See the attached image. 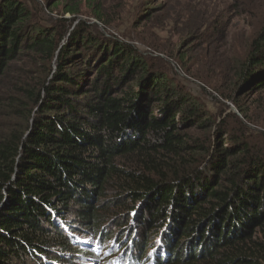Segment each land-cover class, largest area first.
<instances>
[{"label":"trees","instance_id":"obj_1","mask_svg":"<svg viewBox=\"0 0 264 264\" xmlns=\"http://www.w3.org/2000/svg\"><path fill=\"white\" fill-rule=\"evenodd\" d=\"M26 1L0 0V264H264V133L235 97L264 87V25L231 89L197 77L241 120L220 101L212 114L130 43L73 26L90 13L111 25L101 3L50 0L60 18L48 22L45 2ZM123 210L131 231L98 230Z\"/></svg>","mask_w":264,"mask_h":264},{"label":"rangeland","instance_id":"obj_2","mask_svg":"<svg viewBox=\"0 0 264 264\" xmlns=\"http://www.w3.org/2000/svg\"><path fill=\"white\" fill-rule=\"evenodd\" d=\"M38 1L42 5L44 2L46 3L42 6L43 20L51 22L52 19L60 18L57 14L58 9L54 12L48 9L50 0ZM94 1L101 3L105 17L111 25L104 27L90 13V17L87 14L78 16L73 26L77 21H88L105 36L115 37L119 41L130 43L144 58L149 60L150 65L153 63L154 68L160 69L161 74L167 77L169 82L179 84L186 93L198 96L197 99L208 106L212 114L218 113V109L221 108L214 101H220L226 106L223 114L232 113L239 119H243L236 105L221 99L213 89H210L211 87L204 86L203 88L197 77L219 87L221 91L232 88L236 58L246 49L248 41L264 25V0ZM27 4L29 5V3ZM84 12L87 11L84 10ZM63 17L70 18L72 16L66 14ZM145 42L159 50H151ZM92 49L93 47H90V51ZM164 51L173 52L179 56L183 62L181 64L185 66L190 75L176 61L166 57ZM20 65L21 63L17 64L18 67ZM134 79L138 78L135 77ZM143 80L141 79L140 82ZM133 82L135 80L130 83ZM8 83L11 86L9 81ZM1 87H4L3 82L0 83V90ZM235 97L238 99L241 111L247 112L249 117L255 121L253 124L247 123L248 130L251 133L254 132L255 135L257 131L264 133V128L259 125L264 123V87L249 84L242 90L237 89ZM231 107L237 112H232ZM232 124L234 125V123ZM187 130L190 134L202 133V130L196 127ZM255 144L262 148L264 145L263 138L257 136ZM224 146L228 147L229 144H224ZM124 203L131 205L128 200ZM128 212L132 214L134 211L130 212V208H128ZM126 213L127 211L123 210L117 216L103 221L98 230L106 229L108 232L115 233L131 231L132 219L125 221ZM66 217L68 223L75 224L69 215ZM144 218L146 219V216ZM76 227L79 230H84L80 226ZM75 235L79 238L83 236L79 233H75ZM209 247L207 246V248ZM71 254L73 253L71 252ZM73 264L77 263L73 261Z\"/></svg>","mask_w":264,"mask_h":264},{"label":"water","instance_id":"obj_3","mask_svg":"<svg viewBox=\"0 0 264 264\" xmlns=\"http://www.w3.org/2000/svg\"><path fill=\"white\" fill-rule=\"evenodd\" d=\"M232 112H237L233 107L230 108Z\"/></svg>","mask_w":264,"mask_h":264}]
</instances>
